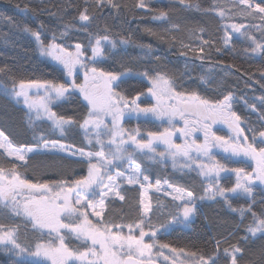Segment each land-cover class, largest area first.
Instances as JSON below:
<instances>
[{
	"label": "snow or ice",
	"instance_id": "obj_1",
	"mask_svg": "<svg viewBox=\"0 0 264 264\" xmlns=\"http://www.w3.org/2000/svg\"><path fill=\"white\" fill-rule=\"evenodd\" d=\"M92 2L97 8L110 6L119 10L121 7L116 0ZM176 2L184 8L215 14L220 19H228L231 11L233 16L258 17L264 22V0H226L224 3L216 2L208 9H203L195 0ZM28 7L25 5V10ZM136 7L149 9L148 0H138ZM168 16L167 11L161 10L156 18L165 20ZM78 19L87 30L97 18L89 14L86 6L79 12ZM0 20L15 24L11 16H0ZM70 28V25L65 26V31L60 32L59 37L52 33L48 43L42 38L43 24L33 29L25 23L21 28L23 33L34 39L41 56L50 57L62 66V71L67 74V82L17 79L13 68L3 65L0 66V96L16 103L22 102L28 110L29 125L33 122V116H44L51 122L52 128L62 135L66 129L79 127L86 137H91L88 144H92L95 139L99 150L86 151L85 148H76L59 140H49L43 132L37 137L36 147L17 145L4 131H0V150H3L6 157L13 158L9 161L10 167L0 165V217L23 218L25 225L30 224L32 231L41 234L37 241L22 244L19 242L20 225L0 223V251L9 257V264H156L159 257H163L164 264H177L176 259L164 255V251L171 246L156 241L157 231L189 224L199 211V201H216L221 198L231 208L230 197L241 196L250 198L251 202L246 209L233 211H238L242 217L245 214L251 217V223L246 227L248 235L223 249L220 247L221 241L214 240L211 252H185L175 248H171V251L184 256L180 264H185V261L190 264H221V257L227 264H264V242L254 248L248 247L250 239L259 238L264 241V199H255L257 187L264 192V95L253 97L260 107H257V103L250 104L243 97L234 96L231 90L226 91V94L222 91L220 99L210 100L197 91H178L175 77L165 68L138 73L151 86L146 91L136 90L134 94L125 95L118 89L122 87L124 79L132 74L131 69L114 72L95 66L106 56L105 46L114 49L117 42L108 35H92L87 49L76 44L75 50L71 51L63 43H57V39L67 36ZM244 28V24H225L224 46L230 45L235 32L254 45L250 46L251 52L264 54V40L258 41L255 36L242 31ZM103 31H110L106 24ZM145 31L160 39L168 36L174 40L171 33L180 31V26L173 25L164 33L147 28ZM194 31L197 30L189 29V32ZM198 31L201 39L207 34L204 28ZM120 42L128 41L122 39ZM214 43L203 40V44L210 49ZM86 51L91 52L90 57L86 56ZM199 51L203 53L204 48L201 47ZM216 51L220 49L216 48ZM200 58L203 60V55ZM81 72L83 82L77 83L76 78ZM261 75L264 78V73ZM201 80L207 83L204 77ZM219 87L224 88V85ZM77 94L86 102L88 109L80 120L59 115L52 110L54 102L70 99ZM141 97H150L155 102L142 104ZM237 101H243L250 111L257 113L260 128L248 124L244 117L233 110V104ZM105 117L110 119L106 121ZM126 117L156 118L161 121L167 118L169 127L162 131H149L141 137L139 127L131 130L124 127ZM177 117L183 121V127H175ZM216 124L226 125L231 134L218 135L213 130ZM197 132L202 133V141L197 139ZM178 133L184 137L183 143H176L173 139ZM102 135L108 138L107 141L101 138ZM159 145L164 146L163 151H157ZM41 149L64 152L71 149V156L81 158L87 165V175L71 182L61 180L34 183L32 179L26 178L22 167L26 168L30 155L40 154ZM134 153L152 161L163 162L170 158L174 168L181 171L195 170L207 181L201 189L203 194L197 195L187 187L165 182L170 189L167 195L178 203L174 204L173 211L167 213V219L162 220L158 227L153 225L149 217V213H153L149 192L154 189L159 193L161 181L156 180L153 184L147 175H142L139 164H130V168L125 171H119L116 167L121 160L131 162ZM218 154L222 155V159H217ZM249 160L255 162L251 171L245 167L229 166L230 163L245 164ZM222 174H225V179L227 174L235 175V183L226 187L221 183ZM121 181L127 185H138L141 189L137 205L140 215L126 225L117 224L112 219H101L106 202L125 200V196L121 195ZM257 204L261 205L258 212L254 210ZM68 237H74L80 242V247L71 248L66 243ZM145 237L152 242H146ZM153 248H156L155 257Z\"/></svg>",
	"mask_w": 264,
	"mask_h": 264
},
{
	"label": "trees",
	"instance_id": "obj_2",
	"mask_svg": "<svg viewBox=\"0 0 264 264\" xmlns=\"http://www.w3.org/2000/svg\"><path fill=\"white\" fill-rule=\"evenodd\" d=\"M116 2L121 5L119 10L110 6L97 8L92 0H88L87 4L85 0H0V16H11L15 21V24H8L0 20V66L12 67L17 79L67 82V74L62 71V66L52 59L42 57L34 39L23 33L21 28L25 23L33 29L43 24L42 38L48 43L52 33H56L59 37L60 32L65 31V26L70 25L67 36L57 39V43H63L65 47H69V50H75L76 44H81L87 49L88 40L92 35H108L117 42L114 49L106 45V56L95 66L114 72L131 69L132 74L124 79L122 87L118 89L125 95L134 94L136 90L146 91L150 87V83L138 73L165 68L175 77L179 85L178 91H197L207 99L216 100L222 98L220 94L222 91L226 94V91L231 90L234 96L243 97L250 104L257 103V107H260L253 97L264 95V87H262L264 78L261 75L264 73V54L252 55L249 52L251 42L242 35L232 37L229 46L223 44V26L227 22L244 24V31L255 36L258 41L264 40L262 36L264 22L258 17L253 19L233 16L229 11L228 19H220L215 14L184 8L176 0H148L149 9L137 8L138 0H116ZM195 2L200 3L203 9H208L216 2L224 3L226 0H195ZM25 5L29 6L28 10H25ZM86 6L89 14L97 18L87 30L78 19L79 12ZM161 10L169 13L167 19L156 18ZM105 24L110 31H103ZM176 24L180 26V31L171 33L175 37L174 40L168 36L160 39L157 35L145 31L147 28L157 33H164ZM199 28H204L207 33L202 39ZM189 29L197 31L189 32ZM122 39L128 42L121 43ZM203 40L215 43L210 49L203 44ZM201 47L204 48L203 53L199 51ZM216 48L220 51L217 52ZM90 53L86 51L85 54L89 57ZM202 55L203 60L200 58ZM201 77H204L207 83L202 81ZM76 82L81 83V75L77 76ZM221 84L224 88L219 87ZM154 102L150 97H141L142 104ZM52 109L59 115L72 116L77 120L88 111L86 102L78 94L70 99L54 102ZM233 110L244 117L248 124L260 128L257 113L250 111L243 101L234 103ZM27 121L28 110L24 104L0 96V131H4L15 144L36 146L37 137L43 132L49 140H59L64 144L85 150L99 149L96 143L88 144L84 131L79 127L66 129V133L62 135L54 130L51 122L46 119L33 116L31 125ZM176 121L183 122L179 117ZM135 123L142 132L162 131L167 126L166 119L157 122L150 119L138 120ZM216 125L213 126V130L218 135L231 134L225 125L221 126L223 128H217ZM245 131L247 132V128ZM197 133L202 139V133ZM218 158L222 159V156L218 155ZM12 159L6 157L3 150H0V165L5 168L10 167L9 161ZM135 161L141 165L143 175H147L151 180L187 187L197 195L203 194L201 189L207 181L195 170H174L168 163L152 162L142 155L137 156ZM229 166L245 167L248 171L253 168L250 161L245 164L230 163ZM22 171L26 178L32 179L34 183L61 180L71 182L87 174V165L79 157L55 151H41L40 154L30 155L28 166L22 167ZM235 180V175L227 174L226 179L222 177L221 183L231 187ZM140 191L139 186H130L122 181L121 195L125 196V200L113 199L106 202L102 219H112L117 224L131 223L140 215L137 209ZM150 196L154 213H149L150 222L158 227L162 220L167 219V213L173 211L174 204L178 201H173L171 197L160 193H152ZM230 199H232L231 208L221 198L216 201L207 199L199 201V211L187 227L157 231L156 241L160 244H168L177 250L183 249L185 252H211L214 248V240L221 241V249L227 248L229 244H236L242 237L248 235L246 227L251 223V217L247 214L242 217L233 209H246L251 201L244 196L230 197ZM255 199L256 201L264 199V192L259 187L256 188ZM260 207L261 205L257 204L254 210L258 212ZM0 223L20 225L19 242L22 244H31L41 235L32 231L30 224L25 225L23 218L13 219L10 216H3L0 217ZM145 230L148 231L147 228ZM67 240L71 248L80 247V242L75 238L68 237ZM147 241L152 242L149 238ZM262 242L264 241L259 238L250 239L248 247H257ZM0 264H9V257L3 251H0ZM221 264H227L223 257Z\"/></svg>",
	"mask_w": 264,
	"mask_h": 264
},
{
	"label": "rangeland",
	"instance_id": "obj_3",
	"mask_svg": "<svg viewBox=\"0 0 264 264\" xmlns=\"http://www.w3.org/2000/svg\"><path fill=\"white\" fill-rule=\"evenodd\" d=\"M225 24H227V25H231V24H233V23H231V22H227V23H225ZM242 31H244V29H242ZM236 36H241V34L240 33H233V36L232 37H236ZM251 46H254V45H251ZM106 47V46H105ZM71 51H74V50H71ZM249 52L252 54V55H254V56H259V55H261V53H253V52H251L250 50H249ZM90 56H91V53H90ZM89 56V57H90ZM42 57H45V58H49V59H51L50 57H46V56H42ZM102 59V58H101ZM90 67H91V65H89ZM80 75H81V83L83 82V78H82V72L80 73ZM151 86V85H150ZM42 94V93H41ZM141 102V101H140ZM20 103H22V102H20ZM23 104V103H22ZM52 107V106H51ZM53 110V109H52ZM36 117V116H35ZM36 118H39V119H46L47 120V118L46 117H44V116H39V117H36ZM110 119V117H105V120L107 121V120H109ZM166 120H167V118H165ZM138 120H147V119H144L143 117H141L140 119H135V118H127L126 117V119L124 120V122H123V124H124V127L126 128V129H129V130H131V129H133V128H136V127H138V126H136V124L137 123H135V122H138ZM150 120H152V121H156L157 122V119L156 118H151ZM158 121H161V120H158ZM166 122V121H165ZM174 124H175V127L176 128H180V127H183L184 125H183V122H181V123H178L177 121H175L174 122ZM167 126L166 127H169V124L167 123L166 124ZM221 126H224V125H216V127L217 128H223V127H221ZM226 126V125H225ZM165 127V128H166ZM226 128H227V126H226ZM227 130H228V128H227ZM140 133H141V137H144V136H146V133L147 132H142V131H140ZM196 135V137H197V139L198 140H201L202 141V139H200L199 137H198V133H196L195 134ZM89 138H91V137H87V139H89ZM101 138L102 139H104L105 141H107V137L106 136H101ZM138 138H140V137H138ZM174 140H175V142L176 143H183L184 142V137L182 136V135H180L179 133L177 134V136L176 137H174L173 138ZM62 143V142H61ZM93 143H96L95 142V139H93ZM31 147H36V146H31ZM99 148V147H98ZM99 150V149H98ZM97 150V151H98ZM164 150V146L163 145H159L158 147H157V151L159 152V151H163ZM41 151H55V152H60V153H64V154H66V155H69V156H71V149H69V151H67V152H64V151H60V150H52V149H41ZM86 151H93V150H86ZM129 151H132V149L131 148H129ZM214 152H216V150H214ZM140 154H138V153H134L133 154V160L130 162V161H128L127 159H125V160H121V161H119L117 164H116V167L119 169V171H125L126 169H129L130 168V164H139V163H137L136 161H135V159H136V157L137 156H139ZM219 155V154H218ZM218 155H217V159H219L218 158ZM219 156H222V155H219ZM152 161V160H151ZM157 161H159V162H161L160 160H156V161H152V162H157ZM251 163H252V165H253V168L255 167V162L254 161H251V160H249ZM205 162H207V161H205ZM163 163H168V165L172 168V169H176V170H179V168H174L173 167V164H172V161H171V159L169 158V159H166V160H164L163 161ZM140 165V164H139ZM141 166V165H140ZM141 173H142V175H143V171H142V167H141ZM115 174V172H113V175ZM87 175V174H86ZM85 175V176H86ZM223 176H225V174H222V177ZM235 179H236V177H235ZM149 180L154 184L155 183V181L156 180H151L150 178H149ZM122 182V181H121ZM161 185H162V187H161V191L159 192L160 194H163V195H165V196H168V197H171V196H169V195H167V193L170 191V189L166 186V184L165 183H163V182H161ZM130 186H138V185H130ZM255 192H256V189H255ZM152 193H157L154 189L153 190H151L150 192H149V195H151ZM172 198V197H171ZM103 218V216L101 217V219ZM189 224H187V225H175V226H173V227H187ZM173 227H171V228H173ZM170 229V228H169ZM125 232H127V228H125ZM134 234H138V233H134ZM147 238L148 237H145V240H146V242H148L147 241ZM66 243H67V240H66ZM171 248L172 247H170L169 249H167V250H165L164 251V255L165 256H169L170 257V259H176V261H177V264H180V261H182V260H184V256H181V255H179L178 253H176V254H174V253H172V251H171ZM155 253H156V248H153V256L155 257ZM156 261H159V262H161L162 264H164V259H163V257H159L158 259H156ZM185 264H190V262H188V261H185Z\"/></svg>",
	"mask_w": 264,
	"mask_h": 264
},
{
	"label": "water",
	"instance_id": "obj_4",
	"mask_svg": "<svg viewBox=\"0 0 264 264\" xmlns=\"http://www.w3.org/2000/svg\"><path fill=\"white\" fill-rule=\"evenodd\" d=\"M156 264H162V263H160L159 261H156Z\"/></svg>",
	"mask_w": 264,
	"mask_h": 264
},
{
	"label": "flooded vegetation",
	"instance_id": "obj_5",
	"mask_svg": "<svg viewBox=\"0 0 264 264\" xmlns=\"http://www.w3.org/2000/svg\"><path fill=\"white\" fill-rule=\"evenodd\" d=\"M74 238V237H73ZM67 240V239H66ZM68 241V240H67ZM74 249V248H73Z\"/></svg>",
	"mask_w": 264,
	"mask_h": 264
}]
</instances>
